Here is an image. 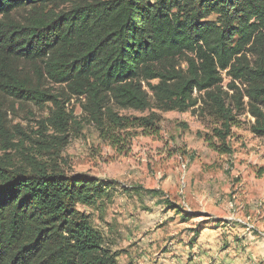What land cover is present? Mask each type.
Listing matches in <instances>:
<instances>
[{"label":"trees","instance_id":"obj_1","mask_svg":"<svg viewBox=\"0 0 264 264\" xmlns=\"http://www.w3.org/2000/svg\"><path fill=\"white\" fill-rule=\"evenodd\" d=\"M0 93L51 104L47 123L61 146L72 122L64 106L76 99L119 155L136 131L157 136L168 112L206 122L208 148L231 155L243 117L264 142V0H0ZM110 191L96 178L3 155L0 264H117L118 253L77 209L98 212Z\"/></svg>","mask_w":264,"mask_h":264},{"label":"rangeland","instance_id":"obj_2","mask_svg":"<svg viewBox=\"0 0 264 264\" xmlns=\"http://www.w3.org/2000/svg\"><path fill=\"white\" fill-rule=\"evenodd\" d=\"M32 71V65L23 68ZM64 108L72 122L61 146L47 123L55 110L51 104L37 107L0 93V158L56 166L110 184L98 212L77 209L118 253V264H264V189L249 185L264 173V142L248 133V117L233 129L231 155L208 148L207 124L190 112L161 114L157 136L136 131L129 150L119 155L86 122L80 101L71 99ZM183 215L193 217L183 221Z\"/></svg>","mask_w":264,"mask_h":264},{"label":"crops","instance_id":"obj_3","mask_svg":"<svg viewBox=\"0 0 264 264\" xmlns=\"http://www.w3.org/2000/svg\"><path fill=\"white\" fill-rule=\"evenodd\" d=\"M262 175V178L260 177ZM260 176L258 175V176H256L255 177V179L254 180H252L251 181V183L249 184L250 185V187H252V189L253 190H255V191H257V189L258 190H262V189H264V188H262V186L264 187V184L261 182V181H263L264 182V173H262V174H260ZM240 186H242V184H240ZM258 192V191H257ZM261 227H264V224H262L261 225ZM244 235V234H243ZM189 243V242H188ZM200 246V245H199ZM109 248H110V246H108ZM207 247V246H206ZM110 250L112 251V252H116V251H113L111 248H110ZM117 259H118V257H117ZM117 259H116V261H117ZM117 264H118V262H117Z\"/></svg>","mask_w":264,"mask_h":264}]
</instances>
